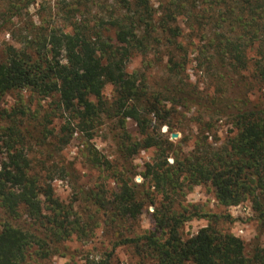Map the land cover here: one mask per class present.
<instances>
[{"label": "trees", "instance_id": "1", "mask_svg": "<svg viewBox=\"0 0 264 264\" xmlns=\"http://www.w3.org/2000/svg\"><path fill=\"white\" fill-rule=\"evenodd\" d=\"M89 2L102 3L92 19L70 13L73 5L64 16L70 21L65 27L44 28L20 47L6 46L0 58V98L11 90L55 96L69 117L62 128L67 132L63 144L73 132L91 139L103 117L114 121L123 158L155 149L142 172L140 185L147 189L135 190L130 169L114 170L117 189L109 195L102 186L80 190L94 211L88 214L87 206L79 212L74 205L78 198L65 203L55 196L53 176L42 179L32 171L23 146L16 147L10 137L18 131L8 127L5 136L14 143L5 140L0 161V264H48L64 241L73 234L86 237L100 217L117 233L104 258L87 257L85 264H109L121 245L135 249L138 264H264V245L258 240L246 254L240 237L212 223L182 237L184 221L205 215L194 207L173 208V195L183 187L207 183L222 206L249 201L259 229H264V95L251 98L248 93L255 83L264 87V0H159L156 7L151 0H76L77 5ZM189 44H195L198 67L213 82L215 91L208 99L186 74ZM133 52L163 58V82L152 88L144 74L129 73L126 65ZM107 84L113 88L109 100L103 97ZM236 88L244 89L240 96H232ZM202 99L218 109L217 115H226L234 133L215 145L202 130L193 149L184 156L175 151L169 163L174 144L160 125L169 126L178 108ZM127 119L136 123L139 137L127 131ZM86 148L90 163L110 168L94 146ZM150 188L161 195L159 204ZM146 204L155 208L153 229L123 234Z\"/></svg>", "mask_w": 264, "mask_h": 264}, {"label": "rangeland", "instance_id": "2", "mask_svg": "<svg viewBox=\"0 0 264 264\" xmlns=\"http://www.w3.org/2000/svg\"><path fill=\"white\" fill-rule=\"evenodd\" d=\"M151 1L155 7L159 2V0ZM73 5L76 8L70 13L80 18L82 12L92 19L96 10H100L102 3L91 5L89 2L87 5L83 3L77 5L76 0H0V58L5 57L8 45L20 47L25 38L32 37L44 28L65 27L70 21L64 16ZM183 33L186 37L185 28ZM197 40L195 38L194 42ZM194 48L195 44H189L187 47L186 74L189 81L197 86L201 96L211 97L215 91L213 82L203 73L202 68L198 67ZM163 67V58L144 57L133 52L126 70L129 73L137 71L144 74L148 85L153 88L158 86L159 82H163ZM243 90L233 89L232 96H240ZM112 91V86L107 84L103 90V97L111 99ZM248 93L251 98L260 97L264 95V87L255 83L248 88ZM56 99L55 96L42 97L29 90H11L0 98V161L5 154V140L12 144L14 141L12 139L10 141V137H14L17 141L16 147L23 146L32 171L39 174L42 179L48 178L49 175L53 176L51 184L55 196L65 203L78 198L74 202L75 209L80 212L90 206L88 210L86 209L88 214L93 212L94 208L90 203L83 201L80 190L97 191L102 186L107 189L109 195L117 189L114 170L121 172L130 169L132 172L130 177L138 185L135 190L138 193L145 192L147 187L140 185L143 182L142 172L144 164L150 162L155 155V149L140 150L130 159L123 158L117 150L116 142L119 139L114 121L107 117H103L95 127L91 139L80 132H73L69 142L63 144L61 139L67 135V132L64 133L66 130L63 131L62 128L69 117L57 106ZM204 102L207 101L202 99L198 101L199 104L178 108L169 118V126L160 125V131L174 144L167 158L169 163L173 162L172 154L175 151L182 156L187 155L195 146L202 130H207L204 133L208 135V141L215 145L225 142L234 133V128L226 115H217L215 112L218 109ZM207 123L210 125L206 126ZM155 124H158L157 120L153 121L151 128ZM8 127L14 128L18 133L6 137ZM126 129L132 136L139 137L138 127L133 120H126ZM174 133L176 136H172ZM86 146H94L98 154L105 156L110 162V168L102 170L90 163L87 160ZM150 190L159 204L161 195L154 188ZM184 207L189 209L194 207L201 215H205L184 221L180 228L181 236L184 238L192 236L200 228L212 223L219 230L240 237L244 241L246 254L256 240L264 245V229H259V223L249 201L222 206L215 198L214 188L205 183L196 184L191 188L183 187L182 191L173 195V208L183 211ZM154 209L153 205L146 204L141 214L123 227L122 233L132 236L152 230ZM226 215H229L230 219H226L224 217ZM2 217L4 215L0 209V218ZM102 220V217L97 218L94 221L99 222L96 226L94 222L92 223V232H88L86 237H77L73 234L64 241V248L53 255L48 260V264H85L87 257L96 260L104 258L105 253L112 248L117 231ZM139 261L140 256L132 246L121 245L114 250L109 264H138Z\"/></svg>", "mask_w": 264, "mask_h": 264}, {"label": "water", "instance_id": "3", "mask_svg": "<svg viewBox=\"0 0 264 264\" xmlns=\"http://www.w3.org/2000/svg\"><path fill=\"white\" fill-rule=\"evenodd\" d=\"M172 136H176V134L174 133V134H172Z\"/></svg>", "mask_w": 264, "mask_h": 264}]
</instances>
